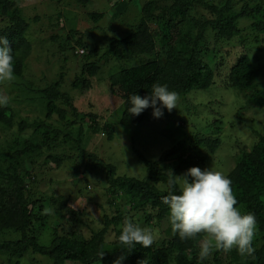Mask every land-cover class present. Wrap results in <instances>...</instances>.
Segmentation results:
<instances>
[{"label":"trees","instance_id":"1","mask_svg":"<svg viewBox=\"0 0 264 264\" xmlns=\"http://www.w3.org/2000/svg\"><path fill=\"white\" fill-rule=\"evenodd\" d=\"M86 1L78 0L81 3ZM120 1L114 0L113 5L116 6ZM89 15L92 20L100 21L104 18V13ZM34 21H37V17L24 15L21 0H0V36L9 41L14 57V74L20 77L14 82L21 90L25 88V93L30 95L34 94L35 89L26 86L23 76L33 49L28 32ZM78 33V30L72 29L65 37L56 35L55 39L60 37L64 48L72 51L75 49L78 55L83 56L81 73L72 84L83 95L93 88L94 78L102 71L101 60H127L132 64H122L106 80L112 93L123 103L121 124H138L146 120L152 108L146 109L139 116H133L127 111V102L132 94L141 97L150 94L152 86L157 83L166 84L169 89L184 97L195 89H209L213 86L247 90L249 99L264 106V91L253 90L261 85L264 76V64L259 60L244 50L219 85L210 64V55L215 52L214 46H222L237 37L241 38V43H245L254 36L261 43L260 48L264 49V0H148L142 6L139 23L132 26L127 35L112 38L106 51L96 61L92 58L98 54L99 49H88L87 54L86 51L83 54L79 52V46L86 45ZM245 33L248 36H243ZM115 69L111 68L109 72ZM57 77L36 89V95L27 99L33 102L40 113L33 121L19 117L10 104L0 107V129L13 131L12 135H15L12 139L1 141L0 146V233L11 230L21 235L14 241H0V254L12 259L31 250L49 258L53 264H114L122 254L126 257L123 264H198L197 255L203 235L181 240L171 231L170 238L161 242L154 241L149 248L137 245L132 250L119 242L118 237L126 219L140 226H149L152 220L160 223L169 219L168 207L162 203V198L168 195L169 174L155 167L141 153L140 158L149 170L146 178L119 175L115 165L97 162L96 154L83 149L82 141L86 120H91V130H102L100 116L94 111L79 110L74 98L62 89L64 73H59ZM90 105L94 108L93 104ZM56 115L60 118L58 126L51 123ZM77 125L80 128L77 135H74L71 128ZM105 125L103 129L109 139L113 140L114 125L109 122ZM29 129H35L34 142L37 139L38 145L21 137ZM189 140L195 142L192 155L186 156L184 145L177 143L164 150L159 158L161 162L171 158L179 161L175 170L181 176L191 167L200 168L205 165L210 154L216 153L222 145L219 137L201 139L195 135L189 137ZM66 144L74 145L75 156L79 159L88 158L91 168L101 172L106 184L105 195L114 209L110 213L106 212L102 226L90 229L91 234L87 236L81 235L79 227L85 222V209L69 207L70 212L66 211L70 214L68 219L67 214L61 210L65 205L69 206L68 202L55 194L37 198L33 190L37 177L26 165L27 160L33 161L34 155L45 153L44 148L49 159L62 165L65 160L72 159V155L59 153ZM227 176L232 181L238 206L256 217L257 227L252 242L255 254L241 256L235 249L230 252L213 250L202 264H264V133H259V140L251 149H240L235 165ZM161 183L164 184L163 188L159 187ZM179 185L177 181V192ZM55 206L56 213L52 214L49 207ZM56 217L76 228L69 230L64 223L55 226L52 221ZM48 226H52L53 230L49 244H45L40 241V237ZM112 232L114 236L110 240L108 235ZM99 252H104V256L98 257Z\"/></svg>","mask_w":264,"mask_h":264},{"label":"rangeland","instance_id":"2","mask_svg":"<svg viewBox=\"0 0 264 264\" xmlns=\"http://www.w3.org/2000/svg\"><path fill=\"white\" fill-rule=\"evenodd\" d=\"M147 1L121 0L114 6V0H87L83 3L78 0H21L24 15L30 18L37 17V21L32 22L28 32L33 49L27 59L23 76L26 86L35 90L33 95L25 93V88L21 90L15 84L14 81L20 78L15 76L12 82L0 83V94L9 98V104L15 114L33 121L40 113L35 109L33 102L27 99L36 95V89L56 80L58 74L63 72L65 81L62 89L74 98L78 109L84 110L83 112L94 111L100 116L102 130L99 132L91 130L89 128L91 120H86L82 141L83 149L90 154H96L97 162L115 165L119 175L146 178L149 170L140 158L141 153L158 169L167 174L171 171L175 176L180 177L181 174L176 173L175 170L179 161L174 158L165 162L159 160L163 151L177 143H182L184 153L190 156L194 153L195 142L192 140L191 143L189 137L197 135L204 139L211 136L221 138L222 145L216 153L210 154L209 161L200 168L202 170L212 168L227 175L234 167L240 149L242 147L251 149L259 140V133H264V106L249 99L247 95L249 91L222 86L195 89L186 97L179 96L177 109L171 112L164 109V116L160 119L153 118V110H151L146 120L141 123L121 124L123 103L119 102L112 93L106 80L111 72L120 69L119 66L122 64L131 66L130 61L113 59L106 62V59H103L101 60L103 69L98 77L94 78L93 88L88 93L83 95L81 90L72 87L75 77L81 73L84 60L75 49L72 51L64 48L60 39L72 29L78 30L80 32L78 36H82L86 45L79 46L80 49H85L86 54L89 52L88 49L93 51L99 49L98 54L93 55L92 58L96 61L106 51L112 38L127 35L132 26L139 23L142 6ZM90 13H104V18L100 21L92 20ZM56 35L61 38L58 37L56 40ZM243 36L248 35L245 33ZM260 44L253 36L245 43H241V38L237 37L229 43H223L222 46H214L215 52L210 55V64L216 73L217 85L223 81L232 64L238 60L244 50L264 64V49L260 48ZM207 60L209 62V58ZM111 68L117 69L109 72ZM260 84L253 90L264 91V76ZM90 103L94 108H91ZM59 120V116L56 115L51 123L58 126ZM108 122L115 127L113 140L109 139L108 133L103 129ZM79 128L78 125L71 128L74 135H77ZM34 130H27L21 137L34 142ZM12 134L13 131L0 129V146H2L1 141L14 138L15 135ZM37 142L39 141L36 139L35 145H38ZM43 151L45 153L34 155L33 161H26L28 169L37 177V183L33 186L35 196L40 198L55 194L61 200L68 202L69 206L65 205L61 209L67 214L68 219L70 214L66 211L70 212L69 207L77 210L85 209L83 214L85 222L79 227L81 235H90V229L102 226L103 215L114 211L109 205L108 196L105 195L106 184L101 172L91 168L88 158H77L74 154L76 149L72 144L63 145L59 150V153L72 155V159L65 160L62 165L49 159L45 148ZM182 179L181 177L177 180L179 184ZM159 187L163 188L164 184H159ZM87 192H89L88 196ZM56 208V206L49 207L52 214L56 213ZM52 223L56 226L64 222L56 217ZM64 225L69 230L76 228L71 223L65 222ZM141 227L153 230L154 241L158 242L170 238L171 231L173 233L169 219L160 223L152 220L149 226ZM52 230V226L44 229L40 237L42 243L49 244ZM113 236V232L108 235L110 240ZM20 237L19 232L11 230L0 233V241L8 239L14 241ZM17 261L19 264H53L49 258L31 250L12 259L0 254V264H16Z\"/></svg>","mask_w":264,"mask_h":264},{"label":"clouds","instance_id":"3","mask_svg":"<svg viewBox=\"0 0 264 264\" xmlns=\"http://www.w3.org/2000/svg\"><path fill=\"white\" fill-rule=\"evenodd\" d=\"M14 57L6 37L0 36V83L15 80ZM179 95L166 84H154L151 93L141 97L132 94L128 100L127 111L139 116L152 108V116L160 119L164 109L171 112L177 109ZM9 98L0 94V107L7 106ZM183 178L177 192V180ZM168 195L162 203L169 210V222L174 233L181 240L194 239L203 235L197 255L202 264L213 252L235 249L241 256H254L253 239L257 221L254 214L244 212L239 206L232 189L231 179L222 171L212 168H189L177 177L169 171L167 180ZM119 242L132 250L137 245L149 248L154 243V232L141 227L131 219H126L118 237ZM99 252L98 257H103ZM125 255H120L114 264H123Z\"/></svg>","mask_w":264,"mask_h":264},{"label":"built area","instance_id":"4","mask_svg":"<svg viewBox=\"0 0 264 264\" xmlns=\"http://www.w3.org/2000/svg\"><path fill=\"white\" fill-rule=\"evenodd\" d=\"M79 52H80L81 54H83V53H85V49H79Z\"/></svg>","mask_w":264,"mask_h":264}]
</instances>
